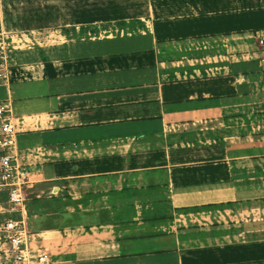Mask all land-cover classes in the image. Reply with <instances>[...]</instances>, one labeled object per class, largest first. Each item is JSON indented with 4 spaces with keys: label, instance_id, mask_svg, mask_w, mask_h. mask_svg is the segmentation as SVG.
<instances>
[{
    "label": "crops",
    "instance_id": "crops-1",
    "mask_svg": "<svg viewBox=\"0 0 264 264\" xmlns=\"http://www.w3.org/2000/svg\"><path fill=\"white\" fill-rule=\"evenodd\" d=\"M257 32L264 0H0L30 171L0 227L48 264H264Z\"/></svg>",
    "mask_w": 264,
    "mask_h": 264
},
{
    "label": "built area",
    "instance_id": "built-area-1",
    "mask_svg": "<svg viewBox=\"0 0 264 264\" xmlns=\"http://www.w3.org/2000/svg\"><path fill=\"white\" fill-rule=\"evenodd\" d=\"M261 51V62L264 65V33L257 32ZM18 40L0 36V84L7 79L9 54L17 49ZM4 94L0 93V190L8 191V211H14L25 201V187L30 184V171L15 153L16 132L11 109ZM0 237L4 248L0 254L2 264H48L50 256L46 250L31 249L28 244L29 233L26 220L21 217H9L0 227Z\"/></svg>",
    "mask_w": 264,
    "mask_h": 264
},
{
    "label": "rangeland",
    "instance_id": "rangeland-1",
    "mask_svg": "<svg viewBox=\"0 0 264 264\" xmlns=\"http://www.w3.org/2000/svg\"><path fill=\"white\" fill-rule=\"evenodd\" d=\"M18 43H19V41H17V43H16L17 46H18ZM28 43H29V42H28ZM0 155H2L1 150H0ZM20 161H21V160H20ZM3 208H4V210L9 208V205H8L7 202H6V206H4ZM4 210H3V211H4Z\"/></svg>",
    "mask_w": 264,
    "mask_h": 264
}]
</instances>
